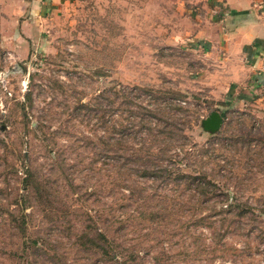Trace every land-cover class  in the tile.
I'll list each match as a JSON object with an SVG mask.
<instances>
[{"label":"rangeland","instance_id":"374dc122","mask_svg":"<svg viewBox=\"0 0 264 264\" xmlns=\"http://www.w3.org/2000/svg\"><path fill=\"white\" fill-rule=\"evenodd\" d=\"M202 3L0 0V264H264V88L228 94L221 43L198 35ZM213 109L225 116L211 134ZM109 130L182 142L178 163L206 173L210 197L135 174L133 191L114 186L95 158Z\"/></svg>","mask_w":264,"mask_h":264},{"label":"trees","instance_id":"16d2710c","mask_svg":"<svg viewBox=\"0 0 264 264\" xmlns=\"http://www.w3.org/2000/svg\"><path fill=\"white\" fill-rule=\"evenodd\" d=\"M229 91L230 92L228 94L233 93L232 89H229ZM172 92L177 93V98H180V92ZM108 101L112 103L113 99H109ZM226 103L228 104V102ZM168 104L170 106L177 107L179 110H185V108H183L179 104H173L170 102ZM80 106L86 107L88 105L86 103H80ZM142 108L146 107L143 106ZM163 108L165 107L161 108L160 106H158L157 108L154 107L153 109L160 112L163 111ZM132 112L135 124H138L139 128L143 127L145 128V130H151L152 126L149 124L151 120H146L145 116L143 115V111H141L140 109H135ZM150 113L153 112L150 111ZM219 113L221 114L222 118L223 116H225L224 111H219ZM170 118L174 119V116L171 115ZM103 120L106 123V120L104 118ZM157 121H159L158 123H160V127L157 130V132L159 133L166 132L169 135H173L174 133L179 131L180 127L177 126V123H179L178 120ZM100 138L102 139L104 144L101 148L99 146L97 147L95 158L103 156L106 159L104 160V169L106 170V174L110 178V181L114 184V186L117 182V175H119V177H121L120 179H122L121 184L128 187L130 191H133L132 187L128 186L127 181L130 175L135 174L142 177L143 179L151 181L175 180L177 182H183L186 188L193 189L191 194L195 195L196 201L200 204L202 202H205L210 197L209 191L211 188L213 189L214 184L207 177L206 173H193L190 171H186L182 169V166L180 165V163H178L180 159L179 155L181 154L182 156H184L189 152V148H185L182 142L173 141L174 138H171L172 141H168L165 143L164 139H158L155 134V138H151L150 140L142 139L138 142L139 145H134L129 144V140L127 138H117L111 133L110 130L107 135L100 136ZM88 143L95 144L93 140H87V144ZM119 151H123V156L120 155ZM120 157H122L121 160H119ZM92 162L93 161H90L88 163L89 167ZM34 171L37 170L27 167L25 170L26 174L24 180L27 179L28 181V178L34 174ZM129 194H132V192H129ZM242 209L243 207L238 213H244L245 210ZM105 218L108 221L107 217ZM97 236H101L105 240V243L108 242L106 241V229L99 231ZM110 258H113V254L110 255Z\"/></svg>","mask_w":264,"mask_h":264},{"label":"crops","instance_id":"0c3cea01","mask_svg":"<svg viewBox=\"0 0 264 264\" xmlns=\"http://www.w3.org/2000/svg\"><path fill=\"white\" fill-rule=\"evenodd\" d=\"M202 1L208 24L198 35L203 33L210 44L221 43L227 90L235 92L236 83L245 82L250 91L264 88V0ZM242 96L250 97L245 90H238L236 97Z\"/></svg>","mask_w":264,"mask_h":264},{"label":"water","instance_id":"95a60500","mask_svg":"<svg viewBox=\"0 0 264 264\" xmlns=\"http://www.w3.org/2000/svg\"><path fill=\"white\" fill-rule=\"evenodd\" d=\"M222 122L223 118L219 111L217 109H213L201 119L200 125L203 130L212 134L220 129Z\"/></svg>","mask_w":264,"mask_h":264}]
</instances>
